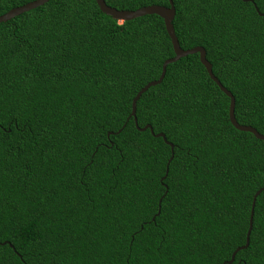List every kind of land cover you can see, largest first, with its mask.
<instances>
[{
  "label": "trees",
  "instance_id": "obj_1",
  "mask_svg": "<svg viewBox=\"0 0 264 264\" xmlns=\"http://www.w3.org/2000/svg\"><path fill=\"white\" fill-rule=\"evenodd\" d=\"M33 1L0 0V16ZM172 2L181 49L204 48L237 123L264 135V0ZM172 57L160 17L118 22L95 0L0 23V264H227L246 244L264 142L231 125L198 54L137 101L154 135L128 118ZM231 264H264V190Z\"/></svg>",
  "mask_w": 264,
  "mask_h": 264
},
{
  "label": "water",
  "instance_id": "obj_2",
  "mask_svg": "<svg viewBox=\"0 0 264 264\" xmlns=\"http://www.w3.org/2000/svg\"><path fill=\"white\" fill-rule=\"evenodd\" d=\"M50 0H35L33 2L27 3L25 5H22L20 7H16L11 9L10 11H8L7 13L3 14L0 16V23L2 22H6L16 16H19L25 12L31 11L33 9H36L46 3H48ZM97 6L99 7L100 11L102 13H104L105 15H108L110 17H112L113 19L117 20L118 22H124V21H129V20H133L139 17H143L146 15H156L158 17H160L163 20L164 23V27L165 30L168 34V37L170 39L171 45H172V49H173V53H174V57L167 59L163 65H162V70H161V74L158 78V80L155 81H151L149 83H147L137 94L136 96L133 98L132 100V104H131V113L129 115L128 118L132 117L134 124L136 126V128L139 131H145L146 129H149L151 134L154 135L153 130L151 128L150 125H146L143 128H139L137 125V120H136V103L139 100V98L141 97V95L143 93H145L150 87H153L155 85H158L161 83V81L163 80L164 76H165V72H166V67L171 64L174 63L176 61H178L181 58H184L188 55H193V54H198L199 56V60L200 63L203 65V67L205 68L209 78L216 83V85L219 87V89L229 98V110H228V116H229V120L231 125L241 131V132H248L251 133L252 135H254L255 138H257L258 140H261L264 142V135L260 134L258 131H256L254 128L250 127V126H244V125H239L235 119L234 116V107H235V100L234 97L232 96V94L227 91L222 85L221 83L218 81V79L214 76L213 72H212V66L211 64L207 61L206 59V52L204 50V48L202 47H194L192 49L189 50H183L181 49L178 39L175 35L174 32V28L172 25V21L175 17V7L174 4L172 2V0H168V7L165 6H158V5H152V6H147V7H143L140 9H137L135 11H119L115 8L109 7L108 5H106V3L104 2V0H95ZM155 137H161L163 139V141L171 148V158L169 161L172 160L173 158V148L174 146L167 142L165 135L163 133H159L156 134ZM169 164V162H168ZM167 168L168 165L166 167V174H167ZM165 174V175H166ZM165 177L162 178V180ZM264 190V188H262L261 190L257 191V193L254 195L253 200H252V205H251V210H250V217H249V229L247 231V235H246V244L242 247L237 248L232 256L230 261L226 262L227 264H231L235 254L242 249H245L248 246L249 243V235H250V231L252 228V222H253V215H254V206H255V200L256 197L260 194V192ZM161 202V199L160 201Z\"/></svg>",
  "mask_w": 264,
  "mask_h": 264
}]
</instances>
